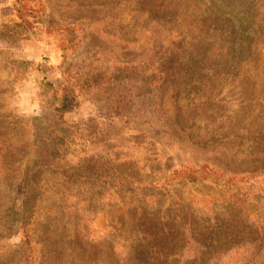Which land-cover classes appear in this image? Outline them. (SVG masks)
I'll return each instance as SVG.
<instances>
[{
    "label": "rangeland",
    "instance_id": "374dc122",
    "mask_svg": "<svg viewBox=\"0 0 264 264\" xmlns=\"http://www.w3.org/2000/svg\"><path fill=\"white\" fill-rule=\"evenodd\" d=\"M0 134V264H158L153 179L207 166L264 189V0H0Z\"/></svg>",
    "mask_w": 264,
    "mask_h": 264
},
{
    "label": "trees",
    "instance_id": "16d2710c",
    "mask_svg": "<svg viewBox=\"0 0 264 264\" xmlns=\"http://www.w3.org/2000/svg\"><path fill=\"white\" fill-rule=\"evenodd\" d=\"M24 9V5L13 8L21 23L5 25L9 30L21 28L25 33L28 29L27 25H22L26 18ZM36 19L33 18L31 26L37 23ZM188 65L192 63L183 65L185 72L192 70ZM165 67L170 74L178 68ZM72 103L67 97L61 111L72 108ZM31 174L32 171L27 176ZM163 178H155L145 186L149 205L145 209L141 238H145V255L150 261L169 264L172 260H184L185 264H205L204 260L208 259L212 264L232 251L238 258L233 264H261L264 258V189L256 186L260 181H253L257 175L235 176L207 166L185 165L173 170L169 178ZM174 183L182 186H173ZM223 202L224 206L219 209L218 205ZM33 224L31 214L23 225L29 245ZM218 246L225 248L219 250ZM194 248L197 251L192 254L193 259H185L186 251ZM262 262L264 264V260Z\"/></svg>",
    "mask_w": 264,
    "mask_h": 264
}]
</instances>
